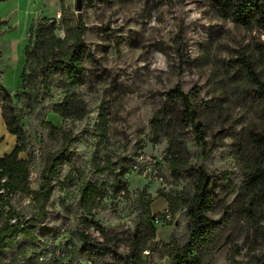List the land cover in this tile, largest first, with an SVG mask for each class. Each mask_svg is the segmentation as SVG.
<instances>
[{"label": "rangeland", "instance_id": "374dc122", "mask_svg": "<svg viewBox=\"0 0 264 264\" xmlns=\"http://www.w3.org/2000/svg\"><path fill=\"white\" fill-rule=\"evenodd\" d=\"M46 1L0 2V85L11 95L13 109L21 119L23 152L27 157L33 155L32 186L37 188L41 182L46 154L64 146L72 152V161L61 166L52 182L47 217L37 231L42 244L36 251L37 264L78 263V258L70 260L71 252L59 259L52 251L53 235L81 221L85 212L79 208L80 190L87 180L106 181L111 172L131 166L140 154L158 161L163 179L131 167L124 177L127 188L111 184L90 212L89 217L107 232L88 228L91 238L128 253L127 238L146 211L161 214L180 205L182 197L194 194L204 166L216 195L211 216L221 224L211 264H229L231 252L237 253L238 259H248L251 247L260 251L240 210L239 156L251 132L262 127L264 102L245 62H250L264 81V33L219 18L205 0H81V9L77 0H49V6ZM54 5L56 10L47 12ZM58 11L62 12L59 20ZM65 15L83 19L85 40L96 57V62L87 63V82L74 90L88 104L89 113L83 118H64L50 111L43 121L30 114V90L20 88L25 47L32 26L42 17L55 18L56 32L64 37ZM177 85L198 94L192 102L207 143L203 149L193 127H187L183 134L187 150L181 163L174 166L169 139L163 135L157 138L152 120L167 92ZM66 94L64 89L54 88V102L61 103ZM98 167L107 171L100 174ZM188 225L187 208L178 207L171 219L157 224L155 241L169 242L175 233L183 244L188 239ZM70 239L71 235L63 234L56 243L65 250ZM21 242L27 240L21 238ZM33 252L30 249L28 255ZM88 263L120 264L111 253L80 262ZM157 264H170V259H159Z\"/></svg>", "mask_w": 264, "mask_h": 264}, {"label": "trees", "instance_id": "16d2710c", "mask_svg": "<svg viewBox=\"0 0 264 264\" xmlns=\"http://www.w3.org/2000/svg\"><path fill=\"white\" fill-rule=\"evenodd\" d=\"M6 0H0L3 2ZM216 16L229 20L248 31L264 33V0H205ZM64 37L57 34V20L50 17L40 18L31 30L30 39L25 47L26 64L20 88H28L27 105L30 114L45 121L50 111L64 118H83L89 113V107L80 94L74 90L85 85L89 77L87 63L96 62L95 55L88 48L85 40L87 26L81 17L73 19L63 17ZM247 73L258 85V93L264 102V81L255 71L250 62H245ZM61 88L67 94L59 104L54 102L53 89ZM0 95L3 98L2 113L8 130L17 136L13 150L0 157V188L6 186L11 191L22 196H30L32 207L36 211L25 226L13 225L4 212L5 201L0 195V264H37L36 254L42 244L39 242L37 231L47 217V204L52 193V182L58 175L61 166L72 161V152L68 146L45 156L41 182L37 188L32 186L31 167L33 155L21 158L24 151L25 133L20 117L15 113L11 95L0 85ZM163 106L155 113L152 125L157 138L166 136L169 139V154L172 165L181 163L187 150L183 139L185 129L192 126L198 144L205 149L206 137L203 125L197 122L199 112L194 108L192 98L198 97L194 91L185 92L180 85L166 94ZM262 127L251 132L247 146L239 156L242 170V192L240 195V210L245 222L252 231L253 243L260 247L250 248L248 259H238L237 253L231 252L229 264H264V105L261 110ZM136 159L134 160V162ZM120 171H113L109 179H89L81 187V202L79 208L85 212L81 221L73 227L59 231L53 235L52 251L62 250L56 242L63 234L71 235L66 245L72 248L65 252L72 253L71 259H77L80 264L84 260L102 258L111 253L120 264H157L159 259L168 257L170 264H211L219 244L221 230L220 222L211 214L214 212L216 195L212 178L208 170L202 166L198 173L195 192L182 197L178 206L187 208L189 217L188 239L182 244L177 234L173 233L169 242L155 241V215L150 209L144 219L127 238L128 253H121L116 247L108 245L105 240L93 239L87 229L107 232L89 215L97 206L104 193L115 185L117 189L127 188L124 180L133 164ZM106 167H98V173L104 174ZM6 177L5 183L1 178ZM77 178L79 175L77 174ZM171 211V210H170ZM171 213L173 214V212ZM11 212V211H10ZM12 213V212H11ZM51 229L47 230L50 234ZM21 238L27 242H21ZM34 252L28 255L29 250Z\"/></svg>", "mask_w": 264, "mask_h": 264}, {"label": "built area", "instance_id": "2783aa9c", "mask_svg": "<svg viewBox=\"0 0 264 264\" xmlns=\"http://www.w3.org/2000/svg\"><path fill=\"white\" fill-rule=\"evenodd\" d=\"M61 16H62V12L58 11L56 15V19L59 20ZM36 150L37 153L40 154V150L38 148ZM157 164L158 161L155 158L149 155L140 154L138 155V158L133 164V169L139 172L144 171L146 173H151L154 177L158 178L159 180H162L163 175L159 171ZM30 180L31 181L34 180V175L31 174ZM6 181H7L6 177L1 178L2 183H5ZM0 195L2 196V200L5 201L3 208L6 216L8 217L9 222L13 225L25 226L28 223V221L32 218L33 213L35 212L34 208L32 207L33 205L32 198L30 196H22L18 193H15L6 186H2L0 188ZM171 217H172V213L170 209L167 208L165 211H162L161 214L155 215V222L157 224L163 223V221L171 219ZM70 248H72V245L71 244L66 245L65 243V251H67ZM62 251L63 250L56 251L57 252L56 255L59 257L60 260L66 258L65 252ZM40 259L44 260L45 257L41 255ZM18 263L23 264L24 259L20 257ZM88 264H92V263H88Z\"/></svg>", "mask_w": 264, "mask_h": 264}, {"label": "crops", "instance_id": "0c3cea01", "mask_svg": "<svg viewBox=\"0 0 264 264\" xmlns=\"http://www.w3.org/2000/svg\"><path fill=\"white\" fill-rule=\"evenodd\" d=\"M46 2L47 4L46 3L45 4L47 6L51 5L49 0H47ZM46 10L49 13H53L56 10L55 5H54V9H50V10L46 9ZM16 143H17V136L8 130L7 124L5 122L2 113V108L0 106V157L10 153L15 147ZM20 157L27 158V155L24 152H21Z\"/></svg>", "mask_w": 264, "mask_h": 264}, {"label": "water", "instance_id": "95a60500", "mask_svg": "<svg viewBox=\"0 0 264 264\" xmlns=\"http://www.w3.org/2000/svg\"><path fill=\"white\" fill-rule=\"evenodd\" d=\"M78 2V9H81V0H77Z\"/></svg>", "mask_w": 264, "mask_h": 264}]
</instances>
